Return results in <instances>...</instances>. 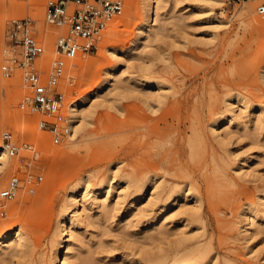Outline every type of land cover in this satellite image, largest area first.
I'll return each mask as SVG.
<instances>
[{
	"label": "rangeland",
	"instance_id": "1",
	"mask_svg": "<svg viewBox=\"0 0 264 264\" xmlns=\"http://www.w3.org/2000/svg\"><path fill=\"white\" fill-rule=\"evenodd\" d=\"M161 1L156 25L140 36L145 4L127 0L124 15L115 26L109 25L98 50L71 64L65 77L73 75L76 80L75 87L65 86L66 113L71 116V106L93 90L100 94L86 110L93 115L84 133L54 145L38 127L42 117L20 108L28 95L22 73L6 79L1 72L7 28L16 19H34L40 37L45 36L46 69L56 58L59 30L44 22L48 0H0V143L8 131L24 148L19 157H10L0 174V198L6 196L14 175L23 177L20 166L27 159L34 173L44 176L34 194L23 189L8 203L0 234L18 227L26 246L19 256L16 248L3 251L0 264H56L63 219L75 203L80 216L70 264H172L186 253L206 249L203 261L196 259L202 264H264V26L254 22L256 17L264 22L258 13L264 0H222V6L212 0ZM132 77L162 82L164 88L145 87ZM108 92L112 93L106 101ZM163 94L167 98L159 97ZM185 94L191 101L181 117L173 104ZM230 103L238 117L231 126L221 127L229 135L218 140L212 127L215 120L228 116ZM171 113L168 124L163 119L152 121ZM160 127L168 133L161 144L148 148L172 149L177 170L159 174L152 184L150 180L149 195L141 202L148 211L128 218L142 179L133 173L128 154L141 149L145 133ZM195 163L200 167L190 179ZM156 180L160 188L151 197ZM127 181L138 183L124 191ZM111 182L109 207L103 210L101 198ZM79 184L76 200L71 201ZM86 185L92 190L87 196ZM179 188L191 196L173 201L159 217L163 223L147 229L171 190ZM101 189L104 193L98 192ZM210 194L218 202L226 200L218 205L224 211L220 220L213 214ZM251 206L257 217L247 232ZM160 231L165 235L159 237ZM177 247L182 250L178 255Z\"/></svg>",
	"mask_w": 264,
	"mask_h": 264
},
{
	"label": "built area",
	"instance_id": "2",
	"mask_svg": "<svg viewBox=\"0 0 264 264\" xmlns=\"http://www.w3.org/2000/svg\"><path fill=\"white\" fill-rule=\"evenodd\" d=\"M126 1L48 0L44 22L59 30L55 40L56 58L48 69L44 61L45 36L40 37L35 20L30 17L16 19L7 28L2 50V75L11 79L18 72L22 73L28 95L20 103V108L42 117L38 127L50 136L54 145H62L72 133L71 119L66 113L68 92L65 86L75 87L76 79L73 75L65 77L68 63L78 55L98 50L109 25L123 15ZM231 1L236 0H225ZM258 13L264 15V4L259 6ZM2 138L10 157H19L24 148L14 134L4 132ZM20 168H23V177L14 175L6 196L0 198V219L7 216L8 203L15 200L23 189L34 194L44 180L43 175L34 173L33 163L29 159Z\"/></svg>",
	"mask_w": 264,
	"mask_h": 264
},
{
	"label": "bare ground",
	"instance_id": "3",
	"mask_svg": "<svg viewBox=\"0 0 264 264\" xmlns=\"http://www.w3.org/2000/svg\"><path fill=\"white\" fill-rule=\"evenodd\" d=\"M156 1L157 0H143V2L145 4V20H144V24L141 27L140 36H144L146 33H148L153 28V26L156 25V23L158 21V15L156 12V8H157V6L160 8V6H161L160 3L162 1L158 0L157 2L159 5H157V6H156ZM212 1H214V3H216L217 5H220V6L224 5V2L222 0H212ZM126 8H127V1H126L124 13L126 11ZM124 13H123V15H124ZM254 22L257 24V26H260V25L264 26V22L259 20L257 17L254 18ZM114 23H115L114 24V26H115L118 22L116 21ZM114 26H113L114 30L112 29V31H115V29H116V27H114ZM46 52H47V45H46ZM54 53H55V49H54ZM84 55H87V54H84ZM84 55H81V56H84ZM236 55H233V57H232L233 60H235ZM79 57L80 56L78 55L75 60H72L71 62L68 63L67 70H70L69 67L71 66V64L74 63ZM77 61H78V63H80L81 60H77ZM77 61H76V64H77ZM113 75H114V71H110L109 77H113ZM131 79H133L136 83L143 84V86H145V87H156L160 90H162L164 88V85L162 82H152V81L144 80L142 78H137V77H132ZM116 87H118V86H116ZM116 87L113 85V89L114 88L116 89ZM110 93H112V92H108V94H106L104 96L105 97L104 99L106 101L108 100V96ZM99 94H100L99 90L95 89L91 92V94H89L88 96L77 101L76 105L71 106V110H70L71 116L70 115L69 116H70L71 124H72L71 125L72 133L66 141H68L71 137H72V140L77 139V137L79 135L84 133V131L86 130L88 125H90V123H91L90 119H91L93 113H91L90 111L89 112L87 111L88 112L87 113L86 110L88 109L89 104L95 98H97L99 96ZM159 97L161 99H164V97L167 98V96L164 94L162 95V97H161V95ZM233 97H231V99H233ZM160 98H159V101L161 102ZM236 98L238 99L237 96H236ZM189 101H191L190 95H187V94L182 95V97L176 99V101L174 102V104H173L174 107L173 106L172 107L176 110H173V111L174 112L178 111V114H179L178 116H181V117L184 116L183 111L185 108L188 107ZM238 101L242 107H246V102L242 98H239ZM229 107H230V110H229L228 116H226L225 118L218 119V120L214 121L212 131H213L215 138L218 140H226L228 138V135H229L227 131L221 132V127L231 126L235 122L236 118L238 117L236 109L232 106V103L229 104ZM173 108H171V109H173ZM170 111L173 113L172 110H170ZM167 113H168V111H167ZM172 113L162 115V117L152 119V121L159 122L160 120L163 119L164 124H168L169 118L174 114V113L173 114ZM176 114H177V112H176ZM165 128H166V126H165ZM165 128L160 127L154 131H149V132L145 133V135L143 137L145 139V141H144V143H142V145L143 144L144 145L141 147V149L137 150L135 152V154L134 153L128 154L129 156L127 159H130L129 165L132 166L133 173L138 175V176H141V178H142L139 182L140 184L137 185V187H135V190L133 193L132 204H131L130 208L128 209V212H127L128 218H136L140 214H142V213L144 214L148 211V209L146 207L141 206V202L145 198L146 195H149L148 194V187H149V181L150 180H151L150 182L152 184V183H154V179L156 178V176H158L159 174H162V175L171 174L177 170L178 165H177L176 161L172 160L170 157L171 153H172V149H168V148L167 149L166 148H160L159 149L158 148L155 150L154 149L150 150L148 148V146L150 144H161L162 143V141L164 140V137H165L164 135L168 133L165 131ZM14 136L18 140V136H16V134H14ZM31 151L33 152L34 150H31ZM133 158H134V160H132ZM10 159H11L10 155L8 154L7 150L5 149L4 142H3V144L0 143V174H3V172L8 167ZM181 159H182V157H181ZM198 167H200L198 165V163H195L194 169L191 170L190 179H192L196 175V172L198 171L197 170ZM242 176H243V174H242ZM244 176H247V175L244 173ZM144 179H146V180L144 181ZM137 183L138 182H135L133 184L132 182L127 181L125 183V185L126 184L127 185L125 186V188L123 190L128 191L129 188L132 186V184L135 185ZM157 183H158V180H156V183H155L156 185H153L152 189H154V192L151 194V197L157 193L156 189L160 188V186H158ZM77 186L78 187H76L75 190L73 191V196L71 198V201L76 200L74 198L75 197L74 194H76V192L78 191V189L80 188L81 185L79 184ZM89 188H90L89 185H86L84 187L85 196L89 195L92 192V190L90 191ZM113 188H114V182H111V184H109V187L106 189L104 196H102V198H101L102 199L101 205H102L103 210H106L109 207L108 201H109L110 194H111V191ZM103 191L104 190L101 189L98 192L102 193ZM95 192L98 193L97 191H95ZM190 196L191 195H189V193L186 194L184 188H179L177 190H171V193L164 200V202L162 204L161 212L158 214L157 217H155L153 219L152 224L147 226L146 228L150 229V228H153L154 226H160L163 223V221L160 220L159 217L162 214L167 213V211L171 207L173 201L180 200L181 198H188ZM216 199L218 200V198L212 194H210L208 196L210 206H212L213 214L217 220H220L221 219L220 216L223 214L224 211L218 205L221 202L220 200H222L223 202H225L226 200L220 199L218 202ZM73 205L74 206H73L72 210L70 209L69 212L65 215V218L63 219V227H62L61 237L58 241V250L56 253V258H57L56 264H70L69 253H70V249H71V245H72V236L74 233V228L77 226V224L79 222L78 218L80 216V213H79L78 208H77V203H75ZM249 212H250V215L247 216V222L245 224L247 232L250 229L249 227H251V222L254 221L255 218L257 217L255 208H253L252 206L249 208ZM195 215L196 216L199 215L200 217H202L203 214L198 213ZM213 218L209 216L210 221H212ZM215 233H216V230L212 229V234H215ZM159 234H160L159 237L161 235H163V236L165 235L161 231L159 232ZM162 238L163 237L158 238V240L162 241ZM156 239L157 238L154 237L152 240L155 241ZM25 246H26V243H25V240L22 236L21 229L18 227L9 228L7 230H4L0 234V254L3 251H12L16 248L17 249L16 255L19 256L23 252ZM181 251H182L181 248L177 247L175 253L178 255ZM207 253H209L208 249H206V251H204L201 254L189 252V253L184 254L183 259L180 261H178L177 258H175L172 261V264H202L200 261H197L196 259L200 258L203 261V259L205 258ZM166 260H167V258H166ZM226 264H228V263H226Z\"/></svg>",
	"mask_w": 264,
	"mask_h": 264
}]
</instances>
